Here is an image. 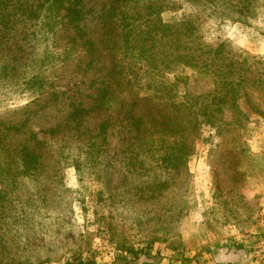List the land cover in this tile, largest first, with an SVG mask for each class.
Here are the masks:
<instances>
[{
    "label": "rangeland",
    "instance_id": "1",
    "mask_svg": "<svg viewBox=\"0 0 264 264\" xmlns=\"http://www.w3.org/2000/svg\"><path fill=\"white\" fill-rule=\"evenodd\" d=\"M14 4L7 7L13 21L0 33V75L12 57L22 63L35 41L49 77L43 88L52 83L72 94L76 86L67 81L76 56L64 60L63 51L70 29L60 22L50 30L39 8ZM87 4L86 32L94 40L133 33L132 40L167 41L156 49L157 67L139 58V48L120 49L138 99L115 118L104 149L71 143L6 188L0 182V264H264V0ZM110 5L129 16L121 26L105 27L102 11ZM183 54L213 57L218 75L201 73ZM24 69L17 65L16 75ZM216 80L227 82L233 99L217 100L216 123H203L191 139L183 106H209L212 94L223 92ZM14 84L0 79V114L40 94ZM80 86L79 97L86 92ZM129 90L122 94L128 100ZM130 110L144 121L134 122ZM163 127L172 135L154 132Z\"/></svg>",
    "mask_w": 264,
    "mask_h": 264
},
{
    "label": "trees",
    "instance_id": "2",
    "mask_svg": "<svg viewBox=\"0 0 264 264\" xmlns=\"http://www.w3.org/2000/svg\"><path fill=\"white\" fill-rule=\"evenodd\" d=\"M34 2H36V6ZM14 3V0H0V33H3L8 28L10 21H13L7 7ZM14 5H22L29 9L39 8V12L35 11L37 17H40L39 13H43L42 19L48 23L50 30H54L56 26L58 28L60 22L66 30L70 29L69 37L73 40L67 41L63 51L67 55L64 60L69 59L68 57L71 55L76 56L74 58L76 66L71 69L74 75L68 77L67 81V83L74 81L73 86H76V89L73 88L72 94H68L67 91L56 89L52 83L48 88H43L49 83V77L45 73L46 71L42 70L45 58L37 60L35 41L30 42V51L22 63H20L21 61L17 63L19 59L16 57H12L13 61L5 63L4 69L8 72L0 75V79L10 78V81L15 82L14 85L20 92L21 89H40V94L33 102L0 114V182L3 188H6L12 181L16 182L18 176L28 175L43 166L44 163L41 162L39 167L40 158L45 159L47 155L52 156L55 151H62L64 148L70 147L71 143H84L83 147L104 149V136H107L108 129L116 124L115 118L122 115L127 104H129L128 108L135 106L138 99L137 95L132 93V86H130L132 81L128 79L126 64L120 57L122 54L120 49L131 46L139 48L141 51L139 58L145 60L148 66L157 67L156 49L162 43L164 44V41H167L132 40L133 33L126 34L127 37L123 40L115 36H110L106 40H94L86 32L87 17L92 7L88 8L87 0H17ZM111 8L112 5L102 11L105 27L108 28L113 22H117L121 26L129 16L123 14L120 18V14L112 13ZM136 18L137 16L133 15V19ZM129 25L131 23L127 24V26ZM70 26L71 28H69ZM119 40L124 41L122 46ZM14 45L17 50L24 51L17 42H14ZM104 52H108L109 59L103 57ZM178 57L181 58V56ZM200 57L201 55L188 54L185 56L183 54V61L199 68L201 73L218 75L215 70L218 64L214 58L209 57L208 61L206 58L200 60ZM21 64L25 69L20 70V74L16 75L17 65ZM64 68L68 69L65 65L61 66V69ZM216 81L221 84L223 92L212 94L209 106L202 108L199 106L200 102L191 106H183V115L188 118L189 124L186 126L189 134L192 133L191 139H193V135L194 137L198 135L199 128L203 123L212 125L216 123L213 106L217 100L229 102L233 99L227 82ZM80 85H84L86 92H82L79 97L76 90L78 88V92L81 93ZM67 89L70 87L67 86ZM125 89H130L129 100L122 95ZM200 98V96L193 97L194 100ZM118 108L120 111L114 113ZM148 111H152V109H148ZM132 113L130 110L127 114L134 122L144 121L142 113L140 115ZM15 114L19 115L15 118L11 117ZM147 116L152 119L156 118L155 113L148 112ZM163 125L167 127L164 122ZM167 131L172 135V130L169 128L168 130L164 127L161 130H154L155 133H160L158 135H166ZM130 140L135 141L132 138ZM162 148L164 146L158 149ZM166 148L175 149L174 146L168 144ZM183 150L186 151V154L192 151L189 139L187 142H183Z\"/></svg>",
    "mask_w": 264,
    "mask_h": 264
}]
</instances>
